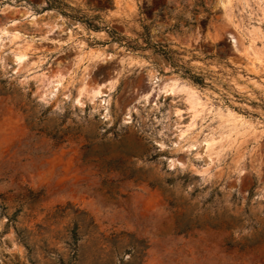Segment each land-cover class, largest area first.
Masks as SVG:
<instances>
[{"label": "rangeland", "instance_id": "1", "mask_svg": "<svg viewBox=\"0 0 264 264\" xmlns=\"http://www.w3.org/2000/svg\"><path fill=\"white\" fill-rule=\"evenodd\" d=\"M260 1L0 0V264H264Z\"/></svg>", "mask_w": 264, "mask_h": 264}, {"label": "bare ground", "instance_id": "2", "mask_svg": "<svg viewBox=\"0 0 264 264\" xmlns=\"http://www.w3.org/2000/svg\"><path fill=\"white\" fill-rule=\"evenodd\" d=\"M260 1V0H259ZM231 2V1H230ZM261 2V1H260ZM222 4V3H221ZM1 39V38H0ZM235 42V41H234ZM253 53V52H252ZM256 53H254V55H255ZM257 55V54H256ZM258 56V55H257ZM257 61V60H256ZM169 83V82H168ZM172 84V88H174L175 86H177L176 85V83H171ZM178 84V83H177ZM166 85V84H165ZM169 87V86H168ZM183 87H185V86H183ZM170 88V87H169ZM176 88H178V87H176ZM179 89V88H178ZM181 89V88H180ZM189 89V88H188ZM191 90V89H190ZM85 91V90H84ZM192 91V90H191ZM191 91H188L187 92V95H188V100L190 101V104L192 105V106H194L195 107V105H197L198 104V100H197V96H195L196 94H194L193 92H191ZM195 92H197L196 90H195ZM52 94V93H51ZM199 99V98H198ZM200 100V99H199ZM202 101V100H201ZM196 108V107H195ZM202 108V107H201ZM193 109V108H192ZM202 109H204L205 110V108H204V106H203V108ZM195 110H197V109H195ZM202 112V111H201ZM205 112V111H204ZM203 113V112H202ZM204 114V113H203ZM195 115V114H194ZM198 116V115H197ZM227 116V115H226ZM195 117H196V115H195ZM200 117V116H199ZM222 117V116H221ZM229 117L231 118V116L229 115ZM196 118H198V117H196ZM194 120V119H193ZM194 122V121H193ZM226 122H229L228 120H226ZM231 122H232V119H231ZM192 131V130H191ZM232 134V133H231ZM213 146V145H212Z\"/></svg>", "mask_w": 264, "mask_h": 264}]
</instances>
